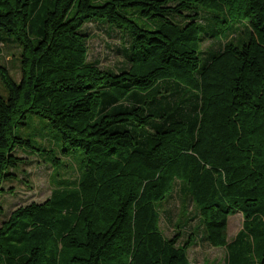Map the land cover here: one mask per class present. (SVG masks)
I'll list each match as a JSON object with an SVG mask.
<instances>
[{"label":"trees","instance_id":"trees-1","mask_svg":"<svg viewBox=\"0 0 264 264\" xmlns=\"http://www.w3.org/2000/svg\"><path fill=\"white\" fill-rule=\"evenodd\" d=\"M218 19L244 34L215 46L220 31L205 28ZM91 22L120 32V67L89 60ZM0 28L21 47L19 81L0 60V192L26 146L45 152L55 184L0 224V264H191L199 230L225 264H264V0H0ZM28 114L59 149L17 133Z\"/></svg>","mask_w":264,"mask_h":264},{"label":"rangeland","instance_id":"rangeland-1","mask_svg":"<svg viewBox=\"0 0 264 264\" xmlns=\"http://www.w3.org/2000/svg\"><path fill=\"white\" fill-rule=\"evenodd\" d=\"M213 21L208 24L205 30L208 33H213L215 30L220 31L214 39L219 43H223L235 38V36L244 34V26L242 23L226 26L225 23ZM88 24V23H87ZM86 24V25H87ZM242 24V25H241ZM86 25L84 27H86ZM225 27V28H224ZM220 28H224L222 31ZM85 29V28H83ZM89 34L88 47H89V60L99 62L101 67L117 68L120 67L124 61L122 47L124 45L120 32L114 31L112 34L108 31V25H99L98 23H89L86 27ZM0 40L3 43V54L0 58L1 62L6 64L13 77L19 81L21 78V71L19 68V55L18 52L21 47L14 41L13 37L8 36L7 33L0 28ZM203 49L208 51V56H211V39L205 37L203 42ZM203 62V59H202ZM8 94L6 87L0 81V95L6 97ZM17 133L21 136L29 138L34 146L44 150L45 147L52 146L59 149L60 145H55L60 141L59 133L53 130L46 118L36 114H28L26 125L17 127ZM24 150V149H26ZM24 149H17V154L25 158L24 164H20L15 172L18 177L8 179L4 182L3 186L8 189L11 188L12 192H0V204L3 206V211L0 212V224L6 220L13 209L17 206L24 205L33 201L42 202L50 196L52 188L55 184L52 180L53 167L48 162V158L44 151L34 153V149L28 146ZM60 155V154H59ZM62 156V155H61ZM68 160V159H66ZM72 172H67L66 176H73ZM180 201L176 195L168 200L162 209L161 226L167 236H172L174 230L175 220L179 212ZM181 214L178 218L177 226H183L184 222L190 223L191 211L189 203H184L181 206ZM173 219V220H172ZM198 220L191 222V225ZM243 227V216L241 213L230 216L228 224V239L231 240ZM186 237V236H185ZM196 244L189 248V257L191 264H225V249L222 247L212 246L204 241L201 230L197 232Z\"/></svg>","mask_w":264,"mask_h":264},{"label":"crops","instance_id":"crops-1","mask_svg":"<svg viewBox=\"0 0 264 264\" xmlns=\"http://www.w3.org/2000/svg\"><path fill=\"white\" fill-rule=\"evenodd\" d=\"M237 235V234H236ZM235 238V236L231 239V240H233ZM226 251V250H225ZM225 258H226V253H225Z\"/></svg>","mask_w":264,"mask_h":264}]
</instances>
